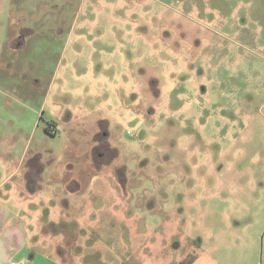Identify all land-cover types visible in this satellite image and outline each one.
Listing matches in <instances>:
<instances>
[{
    "label": "rangeland",
    "instance_id": "374dc122",
    "mask_svg": "<svg viewBox=\"0 0 264 264\" xmlns=\"http://www.w3.org/2000/svg\"><path fill=\"white\" fill-rule=\"evenodd\" d=\"M0 142L50 259L264 264V0H0Z\"/></svg>",
    "mask_w": 264,
    "mask_h": 264
},
{
    "label": "crops",
    "instance_id": "0c3cea01",
    "mask_svg": "<svg viewBox=\"0 0 264 264\" xmlns=\"http://www.w3.org/2000/svg\"><path fill=\"white\" fill-rule=\"evenodd\" d=\"M54 126V125H53ZM55 127V126H54ZM57 128V127H55ZM1 146V142H0ZM37 174V173H36ZM40 178V175L39 177ZM37 176H28L24 180L21 196L25 195L24 192L33 195L37 192V188L30 190L28 187L35 185L38 180ZM36 180V181H35ZM32 181H34L32 183ZM2 183H0L1 186ZM0 197V264H71L67 260H53L41 251L37 244L33 243L34 240L39 241V233L27 216L16 209L12 208L9 204L8 198L1 194ZM32 197L28 196L27 198ZM8 200V201H5ZM41 245V244H39ZM61 252V249L59 248ZM196 258L190 264H199ZM208 264V263H207Z\"/></svg>",
    "mask_w": 264,
    "mask_h": 264
},
{
    "label": "built area",
    "instance_id": "2783aa9c",
    "mask_svg": "<svg viewBox=\"0 0 264 264\" xmlns=\"http://www.w3.org/2000/svg\"><path fill=\"white\" fill-rule=\"evenodd\" d=\"M52 133H56V128L54 126H51V130H50Z\"/></svg>",
    "mask_w": 264,
    "mask_h": 264
},
{
    "label": "trees",
    "instance_id": "16d2710c",
    "mask_svg": "<svg viewBox=\"0 0 264 264\" xmlns=\"http://www.w3.org/2000/svg\"><path fill=\"white\" fill-rule=\"evenodd\" d=\"M48 131H50L49 127L47 128Z\"/></svg>",
    "mask_w": 264,
    "mask_h": 264
}]
</instances>
